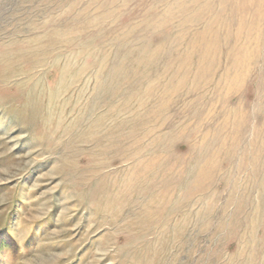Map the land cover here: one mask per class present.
I'll list each match as a JSON object with an SVG mask.
<instances>
[{"label": "rangeland", "instance_id": "obj_1", "mask_svg": "<svg viewBox=\"0 0 264 264\" xmlns=\"http://www.w3.org/2000/svg\"><path fill=\"white\" fill-rule=\"evenodd\" d=\"M0 264H264V0H0Z\"/></svg>", "mask_w": 264, "mask_h": 264}, {"label": "trees", "instance_id": "obj_2", "mask_svg": "<svg viewBox=\"0 0 264 264\" xmlns=\"http://www.w3.org/2000/svg\"><path fill=\"white\" fill-rule=\"evenodd\" d=\"M4 243H5L4 241H1V240H0V252H1V253H2L3 250H4V248L1 249V247H2V245H3Z\"/></svg>", "mask_w": 264, "mask_h": 264}]
</instances>
